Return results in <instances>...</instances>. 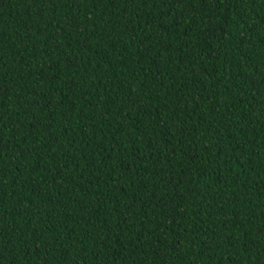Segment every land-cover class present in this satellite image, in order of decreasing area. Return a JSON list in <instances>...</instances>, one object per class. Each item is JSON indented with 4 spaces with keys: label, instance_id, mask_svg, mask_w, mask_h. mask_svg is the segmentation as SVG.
<instances>
[{
    "label": "trees",
    "instance_id": "obj_1",
    "mask_svg": "<svg viewBox=\"0 0 264 264\" xmlns=\"http://www.w3.org/2000/svg\"><path fill=\"white\" fill-rule=\"evenodd\" d=\"M0 264H264V0H0Z\"/></svg>",
    "mask_w": 264,
    "mask_h": 264
}]
</instances>
